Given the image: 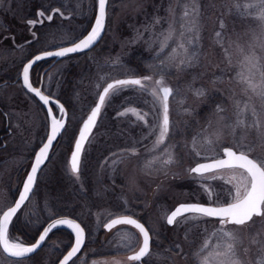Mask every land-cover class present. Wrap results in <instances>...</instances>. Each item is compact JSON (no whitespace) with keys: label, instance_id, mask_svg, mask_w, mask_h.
<instances>
[{"label":"rangeland","instance_id":"1","mask_svg":"<svg viewBox=\"0 0 264 264\" xmlns=\"http://www.w3.org/2000/svg\"><path fill=\"white\" fill-rule=\"evenodd\" d=\"M199 5V63L185 71H177L173 66L170 75L166 76L167 83L179 92L175 101L170 98V119L174 122L175 134L170 133L169 141L176 145L178 161L170 168L157 170L151 175L141 170L143 158L149 155L144 145L150 146L152 138L137 143L147 128L137 123L134 117H120L118 113L132 106L148 111L150 122L154 116L150 111L151 104H145L132 91L121 92L102 110L82 152L78 176L69 170L67 159L80 122L96 101V84L100 77L148 74L146 65L153 62L159 51L158 43L153 41L162 29L167 28V21L171 19L167 9L171 6L176 10L177 18L180 15L182 6L177 0H110L106 35L101 44L81 56L65 58L50 73L47 72L55 64L44 74L48 75L42 83L44 91L64 97L70 110L60 144L51 150L45 166L38 173L37 192L44 197L40 195L41 203L35 208L44 212L51 209L57 214L64 212L55 210L57 208L69 209L67 212L87 228V242L99 238V251L104 255L116 254L115 245L119 241L114 234L118 230L134 231L127 226H118L111 232H104L103 224L112 218L109 213L141 217L145 226L153 230L151 254L144 264H195L193 253L202 243V227L205 224L209 230L213 227L206 221L177 222L168 227L164 215L177 203H208L207 196L186 171L199 159L191 152V141L208 127L209 122L215 127L219 115L234 119L235 102L244 100L241 86L232 79L240 59L236 46L247 47L253 31L259 32V22L238 18L233 0H199ZM56 8L60 12L54 14L51 21L29 26V20L41 19L38 17L40 11L49 15ZM157 17L161 18L160 24H155ZM93 18L92 0H0V83L10 82L18 76L28 54L75 41L90 28ZM217 31L222 33L223 47L216 43ZM225 49L231 56V64ZM117 57L120 62L114 64ZM155 63L160 61L157 59ZM46 65L44 63V67ZM138 68L142 69L141 73ZM10 85L0 84V133L4 132L5 122L10 130L5 138L6 149L0 152V212L12 203L32 154L47 133L46 117L39 104L22 90L19 83ZM199 88L205 90L203 97L193 93V89ZM180 98H185L183 105L178 102ZM146 99L151 100L150 97ZM254 103L258 111H264L259 100L254 99ZM217 105L225 111L216 113ZM184 109H190V112L184 113ZM248 139L257 143L254 154L264 153L255 130H249ZM222 143L225 147L233 146L228 130H225ZM133 146L139 149L137 155L123 152ZM114 160L121 162L114 165ZM212 183L220 194L219 198L228 199L222 189L230 186L223 185L222 181ZM197 224L201 227H196ZM238 231L244 241L238 253L244 264H248L258 258L256 246L250 245L249 240L260 233V239L264 241V219L254 217L253 222ZM244 247L251 248L247 255ZM120 258L124 263V256L120 255ZM54 261V254L45 249L41 264H54ZM0 264H10L2 252Z\"/></svg>","mask_w":264,"mask_h":264},{"label":"snow or ice","instance_id":"2","mask_svg":"<svg viewBox=\"0 0 264 264\" xmlns=\"http://www.w3.org/2000/svg\"><path fill=\"white\" fill-rule=\"evenodd\" d=\"M177 3L182 6L179 17L177 18L176 10L170 6L167 11L171 19L167 21V28L162 29L153 41L158 43L159 51L153 62L146 65L149 70L148 74L141 76L134 73L131 76L125 75L124 78L100 77L96 84L97 101L91 108L90 114L83 120L82 127L79 128L78 137L74 142V151L71 153L70 169L74 175L79 174L81 154L102 110L109 101L124 91L135 92L138 94V99L145 104H151L150 111L154 116L150 122L148 111L132 106L125 107L118 113L120 117H134L137 123L147 128V132L137 143L142 144L143 140L152 138L150 146L144 145L149 155L143 158L141 170L151 175L157 170L170 168L178 162L176 145L169 141V136L170 133L175 134V125L170 119V98L175 101L179 92L167 83L166 76L170 75L173 66L177 71H185L199 63L201 30L198 22L199 0H177ZM97 4L98 14L94 17V24L90 31L73 41L70 47H60L56 51H44L23 65V88L37 97L45 106L50 103L56 104L60 116L57 118L53 114L52 107H48L50 131L46 136V142L35 153L34 163L23 181L18 199L14 200V206L10 205L6 211L0 212V252L10 258V264H28L29 254L40 249L49 235L61 226H66L72 231L74 243L63 255L60 264H70L85 244V229L74 219L57 218L53 210L48 211L50 222L30 246L10 238L9 226L25 201H29L37 173L48 160L54 141L62 131H66L65 108L53 100L50 95L44 94L40 88L33 86L30 80V70L37 61L50 57H67L72 53L92 49L105 30L106 7L109 5V0H97ZM233 8L238 18L253 19L259 22L257 26L259 32L253 31L252 40L247 47L239 44L236 46L240 59L235 66L236 72L232 79L241 86V95L244 100L235 102L234 119L219 115L215 127L209 122L207 128L192 138L191 152L199 159L196 160L195 166L186 171L189 178L195 180L207 196L208 203L180 204L164 215L166 224L169 226L177 222L187 223L188 221H206L213 224L211 230L206 224L202 227V243L193 253L195 264H244L238 253V249L244 243L238 230L253 222L254 217L264 219V153L254 154L257 143L248 139L249 130H255L259 144L264 146V111H258L254 103V99L259 100L261 109H264V0H233ZM56 12H60V9L56 8L49 15L40 11L38 17L41 19L29 20L28 24L34 27L37 23H43L45 19L51 21ZM60 14L63 15V13ZM160 23L161 18L157 17L155 24ZM220 27L224 28L223 21L220 22ZM215 37L216 43L223 47L222 33L217 31ZM166 49H168L167 52H165ZM161 53L165 55L161 56ZM225 53L231 64V56L227 49ZM157 59L160 61L159 64L155 63ZM119 62L118 57L113 61L114 64H119ZM193 93L197 97H203L205 90L203 88L193 89ZM147 97L151 100H147ZM178 102L183 105L185 98H180ZM183 111L189 113L190 109ZM215 111L219 114L225 109L217 105ZM225 130H228L232 136V147L223 146ZM123 152L135 156L139 153V149L133 146L124 149ZM123 152L120 154L121 157H123ZM120 162V160H114L112 163L115 165ZM213 181H222L223 185L230 186L222 189L228 199L219 198L220 194L216 191ZM109 216L114 218L104 223L103 227L107 231H112L121 225L135 230H118L114 234L119 241L115 245L116 255H125L128 264H140L145 257L151 254L153 230L146 227L132 214L109 213ZM195 226L201 227L199 224ZM260 235L256 233L249 240L250 245L256 246L258 258L254 261L250 260L248 264H264V241L260 239ZM185 238H187V232ZM175 247L180 248V245ZM243 250L247 255L251 248L244 247ZM113 264H123V262L114 259Z\"/></svg>","mask_w":264,"mask_h":264},{"label":"trees","instance_id":"3","mask_svg":"<svg viewBox=\"0 0 264 264\" xmlns=\"http://www.w3.org/2000/svg\"><path fill=\"white\" fill-rule=\"evenodd\" d=\"M30 56L31 55H28V57ZM78 56L79 55H74L70 57H78ZM61 61L62 60L55 63V65L48 71V73H50L53 69H55L57 65L61 63ZM43 65H44L43 63H37L33 67L32 75H31L32 82L37 83L39 81V75H35V73H37L40 69H42L44 67ZM138 71L139 73H141L142 69L138 68ZM58 99H60L63 102V104L66 106L67 110L69 111L70 108L68 101L61 96H58ZM57 184L59 185V180ZM38 187H39V181L34 190L33 196L15 216L9 227L10 238L16 239L18 241H22L26 244H30L32 241L35 240L42 226L49 220L48 211L51 209H48L46 212H44L43 210L39 211V208L37 210L35 208L37 205H40L41 203L40 200L43 196L41 195L42 193L37 192ZM64 207H68V206H64ZM55 210H60V211L63 210L64 212H67L69 209L57 208ZM54 214L58 215L57 213ZM42 215H43V220H41ZM71 241H72V237L68 231L63 229H58L53 231V233H51L47 238L43 247L35 255L29 257L28 264H41L43 251L47 248L50 249L51 253L54 254L56 260L61 254H63L69 248ZM99 249H100L99 238L95 239L94 242L88 243L86 241L82 251L79 253L77 257H75V259L70 264H91V260H90L91 257H95V258L99 257V253H100ZM5 259L10 261L9 258L5 257Z\"/></svg>","mask_w":264,"mask_h":264},{"label":"bare ground","instance_id":"4","mask_svg":"<svg viewBox=\"0 0 264 264\" xmlns=\"http://www.w3.org/2000/svg\"><path fill=\"white\" fill-rule=\"evenodd\" d=\"M34 2V1H33ZM92 2H94V0H92ZM107 23H108V16H107V18H106V26H107ZM106 26H105V30H104V33H103V36L101 37V39L99 40V42L97 43V45L99 46L100 44H101V42H102V40H103V38L105 37V35H106ZM90 29V28H89ZM89 29L87 30V31H89ZM82 37V36H81ZM78 38H80V37H78ZM77 40V39H76ZM71 43H73V42H71ZM71 43H69V44H71ZM68 44V45H69ZM58 47H62V46H58ZM58 47H56V48H58ZM38 53V52H37ZM36 54V53H35ZM29 55V54H28ZM28 55H27V58L22 62V64H21V66L20 67H22L23 66V64L27 61V59H28ZM30 58V57H29ZM63 59H65V57H63L62 58V60ZM44 60H50V63L53 61L52 59H43V60H41V61H39L38 63H45L44 62ZM50 63L48 64V63H46V64H48V65H46L45 66V68L46 67H48L49 65H50ZM55 63H57V62H55ZM54 63V64H55ZM53 64V65H54ZM20 65V63H18V66ZM52 65V66H53ZM44 66V65H43ZM44 68V69H45ZM51 68V67H50ZM50 68H48L47 70H49ZM21 69V68H20ZM32 69H33V67H32ZM32 69L30 70V74H31V72H32ZM44 69H43V71H44ZM47 70L43 73V76H42V79L43 80H41L42 81V83H44L45 82V76H48V75H44L46 72H47ZM48 73V72H47ZM139 73V72H138ZM19 74H20V71H19ZM18 77H19V75L15 78V79H13V80H11L10 82H8L7 81V84L8 85H10V87L13 85V84H16V83H19V85L21 86V88H22V90L25 92V93H27L28 95H30L33 99H34V101L35 102H37V104H39V107L41 108V111L44 113V115H45V117H46V121H47V130H48V119H47V115H46V112H45V110H44V108H43V106L29 93V92H27V90H25L24 88H23V86L21 85V83H20V81H19V79H18ZM40 77H41V75H40V73H39V81L37 82V83H34V82H32L33 83V86L34 87H37V86H39L40 85ZM117 78H124V77H117ZM30 80H31V75H30ZM32 81V80H31ZM42 83H41V87H42ZM42 90V89H41ZM45 94H47V95H50L52 98H54V99H56V100H58L59 102H61L62 104H63V102L60 100V99H58V95H53V93H51V92H46ZM64 105V104H63ZM93 106V105H92ZM51 107H52V109H53V112H54V114L57 116V114H58V110H57V107L55 106V105H53V104H51ZM64 107H65V109H66V112H67V119H68V110H67V108H66V106L64 105ZM92 108V107H91ZM90 108V109H91ZM89 109V110H90ZM138 109V108H137ZM89 112V111H88ZM87 112V113H88ZM87 113H86V115H87ZM85 115V116H86ZM5 116V115H4ZM85 118V117H84ZM84 118L81 120V122H80V124H79V126L81 125V123H82V121L84 120ZM66 124H67V120H66ZM79 126H78V128H79ZM96 126H97V123H96ZM96 126L94 127V129H93V131L95 130V128H96ZM93 131H92V133H93ZM63 132L64 131H62V133H61V135L63 134ZM10 133V130H8L7 129V122H5V126H4V132H1L0 133V152L1 151H4L5 149H6V141H5V138L8 136V134ZM47 134V133H46ZM58 136L57 137V140L55 141V143H54V146H53V148L52 149H54L56 146H57V144L59 145L60 144V140H62L61 138H62V136ZM45 137H46V135H45ZM74 140H75V138H74ZM74 140L72 141V145H71V149H70V152H71V150H72V146H73V143H74ZM86 145V144H85ZM70 152H69V154H70ZM68 159H69V155H68ZM67 159V160H68ZM68 162V161H67ZM31 164V163H30ZM30 166V165H29ZM45 166V164L43 165V167ZM43 167H42V169H43ZM68 167H69V165H68ZM28 169H29V167L26 169V171H25V174H24V176H23V178H22V181H21V183H20V186H19V189L17 190V192H16V194H15V196H14V198H13V200H12V203L10 204V205H12L13 203H14V200L18 197V193H19V191H20V188H21V186H22V183H23V181H24V179H25V177H26V175H27V173H28ZM69 170H70V168H69ZM71 171V170H70ZM72 173V172H71ZM73 174V173H72ZM71 175V174H70ZM72 177H73V175H71ZM38 176H37V179H36V183H35V186H34V189H33V191H32V193L30 194V196H29V199L33 196V193H34V190H35V188H36V186H37V184H38ZM67 182H69V180L67 179ZM44 197V195L42 196V198ZM28 201H25V204L22 206V208L26 205V203H27ZM177 204H179V203H177ZM176 204V205H177ZM9 207V206H8ZM8 207H6V208H4L3 209V211L4 210H6ZM21 208V209H22ZM20 209V210H21ZM172 210V209H171ZM170 210V211H171ZM72 211L75 213V209H72ZM169 211V212H170ZM19 213V212H18ZM17 213V214H18ZM71 213H68V212H62V214H58V215H56L57 217H71V218H73V219H75V220H77L80 224H81V226H82V228H84L85 229V235H86V239H85V243H86V241H87V233H88V231H87V228H85V226H84V224L81 222V220H79V219H77V218H75L73 215H70ZM135 218H138V220L140 221V222H142V223H144L143 222V219L141 218V217H136V216H134ZM112 218H114V217H112ZM111 219V218H110ZM49 221V220H48ZM47 221V222H48ZM108 221V220H107ZM106 221V222H107ZM47 222L42 226V228H41V230L43 229V227L47 224ZM105 222V223H106ZM164 222H165V224H166V220L164 219ZM104 225V224H103ZM121 226H123V225H121ZM166 226H168L169 227V225H167L166 224ZM172 226V225H171ZM126 227V226H125ZM127 227H129V226H127ZM58 229H63V230H66V231H68L70 234H71V237H72V241H73V235H72V233L68 230V228H65V227H59ZM58 229H56V230H58ZM40 230V231H41ZM102 230H103V226H102ZM114 230V229H113ZM112 230V231H113ZM40 231H39V233H40ZM55 231V230H54ZM105 232V231H104ZM108 232H111V231H108ZM38 233V234H39ZM36 238H37V236H36ZM35 238V239H36ZM47 240V239H46ZM35 241V240H34ZM34 241H32L30 244H32ZM72 241H71V243H72ZM46 242V241H45ZM90 241H89V239H88V243H89ZM26 244V243H25ZM30 244H26V245H30ZM44 245V244H43ZM43 245H42V247H43ZM71 245V244H70ZM85 245V244H84ZM41 247V248H42ZM70 247V246H69ZM40 248V249H41ZM39 249V250H40ZM68 250V249H67ZM66 250V251H67ZM105 250V249H104ZM65 251V252H66ZM38 252V251H37ZM36 252V253H37ZM64 252V253H65ZM35 253V254H36ZM63 253V254H64ZM34 254V255H35ZM63 254H61L56 260H55V264L59 261V259L63 256ZM33 256V255H32ZM32 256H30V257H32ZM124 256V263L123 264H128V261H127V259H126V256L125 255H123ZM6 257V256H5ZM7 258V257H6ZM102 258V259H101ZM147 257H145L144 258V262H145V259H146ZM75 258H73V260H74ZM100 260V261H98L97 263L95 262V264H104V262H107V264L109 263V264H113V260L115 259V260H119V261H121V259L122 258H120V255H116V254H114V253H112V255L111 254H108V255H104L101 251H100V253H99V257H91L90 258V260L91 261H95V260ZM126 261V262H125ZM72 261H70V263H71ZM92 264V263H91Z\"/></svg>","mask_w":264,"mask_h":264},{"label":"water","instance_id":"5","mask_svg":"<svg viewBox=\"0 0 264 264\" xmlns=\"http://www.w3.org/2000/svg\"><path fill=\"white\" fill-rule=\"evenodd\" d=\"M106 10H107V7H106ZM96 14H98V4H97V0H96V9H95V15ZM95 17V16H94ZM94 24V20H93V22H92V25ZM91 25V26H92ZM105 26H106V21H105ZM91 28V27H90ZM89 31H90V29H89ZM104 33V32H103ZM103 33H102V35H101V37L103 36ZM101 39V38H100ZM99 39V40H100ZM99 40L97 41V43L99 42ZM72 45V43L71 44H69V45H65V46H62V47H70ZM95 46V45H94ZM93 46V47H94ZM59 48L60 47H58V48H54V49H50V50H46V51H56V50H59ZM90 50V49H89ZM85 51H88V50H85ZM84 51V52H85ZM44 51H42V52H39V53H36V54H34L33 56H31L23 65H25L26 63H28V62H30V60H32V59H34V57L36 56V55H40V54H42ZM79 53H81V52H79ZM79 53H72V54H70V55H75V54H79ZM69 55V56H70ZM63 58V57H62ZM62 58H56V57H50V58H46V59H52L53 61L50 63V65L48 66V67H46L45 69H44V71H43V73L48 69V68H50L55 62H57V61H59L60 59H62ZM41 61V60H40ZM37 62H39V61H37ZM36 62V63H37ZM35 63V64H36ZM34 64V65H35ZM33 65V66H34ZM22 68H23V66L21 67V70H20V74H19V77H18V79H19V81H20V83H21V85H22ZM43 73L41 74V77H40V85L39 86H37V88H40L41 89V80H42V76H43ZM25 89V88H24ZM25 90H27V89H25ZM42 91V90H41ZM28 92V91H27ZM43 92V91H42ZM42 106H43V108H44V110H45V112H46V115H47V110H48V107H51V104H53V103H50L48 106H45V105H43V103L41 102V101H39V99L37 98V97H35L32 93H30ZM45 94V93H44ZM47 95V94H46ZM52 98V97H51ZM98 98V97H97ZM97 98H96V101H97ZM53 100H55V101H57L58 102V104H60V105H63L61 102H59L58 100H56V99H54V98H52ZM96 101H95V103H96ZM95 103H94V105L92 106V107H94L95 106ZM53 105H55L56 106V104H53ZM57 107V106H56ZM63 107H64V105H63ZM65 108V107H64ZM57 110H58V108H57ZM91 110V109H90ZM90 110H89V112L87 113V115L88 114H90ZM65 111H66V109H65ZM58 112V114H57V118H59V116H60V113H59V110L57 111ZM67 113V112H66ZM53 114H54V112H53ZM55 115V114H54ZM87 115L85 116V118H84V120L87 118ZM47 119H48V130H47V134L49 133V131H50V118L47 116ZM66 120H67V115H66ZM83 122V121H82ZM80 127H82V123H81V125L79 126V128ZM79 128H78V130H77V133H76V136H75V138H77L78 137V131H79ZM47 134H46V136H47ZM46 142V137H45V139H44V141L41 143V145L36 149V151L34 152V155H33V157H32V160H31V164H30V166H29V169H28V173L27 174H29L30 173V170H31V165L34 163V158H35V153L36 152H38L39 151V148L40 147H42V145H43V143H45ZM74 142H75V140H74ZM54 143H55V141H54ZM54 146V145H53ZM51 150L52 149H50V151H49V155H50V153H51ZM72 151H74V143H73V146H72V150H71V152H70V154H69V159H68V165H69V168H70V158H71V153H72ZM82 155V154H81ZM81 160V159H80ZM47 162V160L45 161V163ZM44 163V164H45ZM43 164V165H44ZM43 165L41 166V168L43 167ZM193 166H195V164L193 165ZM192 166V167H193ZM71 170V169H70ZM39 173V172H38ZM38 173H37V176H38ZM27 176V175H26ZM25 179H26V177H25ZM24 179V180H25ZM36 183V182H35ZM23 184V183H22ZM34 186H35V184H34ZM33 189H34V187H33ZM20 191H22V186H21V188H20ZM31 194V193H30ZM16 199H18V197L16 198ZM184 203H196V202H183V203H179V204H177L176 206H178V205H180V204H184ZM202 204H204V203H202ZM11 206H14V203L11 205ZM175 206V207H176ZM174 207V208H175ZM174 208L172 209V210H174ZM7 210V209H6ZM6 210H4V211H6ZM14 218V217H13ZM57 218H69V219H73V218H71V217H57ZM75 220V219H74ZM110 220V219H109ZM108 220V221H109ZM107 221V222H108ZM50 221H48L47 223H49ZM75 222H77V223H79L77 220H75ZM142 223V222H141ZM80 224V223H79ZM47 225V224H46ZM45 225V226H46ZM81 225V224H80ZM44 226V227H45ZM43 227V228H44ZM61 227H65V228H67L66 226H61ZM82 227V226H81ZM103 229L106 231V232H108L104 227H103ZM43 230V229H42ZM42 230L40 231V233L42 232ZM71 233H72V231L70 230V229H68ZM134 230V229H133ZM135 231V230H134ZM39 233V234H40ZM39 234L37 235V238L35 239V241L38 239V236H39ZM72 235H73V241H72V243H71V245L74 243V234L72 233ZM34 241V242H35ZM33 242V243H34ZM31 245V244H30ZM29 245V246H30ZM70 245V246H71ZM41 247H42V245H41ZM83 248V247H82ZM68 250H70V247L68 248ZM67 250V251H68ZM82 250V249H81ZM37 251H39V249H37ZM36 251V252H37ZM67 251L63 254V255H65L66 253H67ZM35 252V253H36ZM35 253H32V254H29V257L30 256H32V255H34ZM79 254V253H78ZM5 256H6V254H4ZM63 259V256L59 259V261L56 263V264H60V262H61V260Z\"/></svg>","mask_w":264,"mask_h":264},{"label":"flooded vegetation","instance_id":"6","mask_svg":"<svg viewBox=\"0 0 264 264\" xmlns=\"http://www.w3.org/2000/svg\"><path fill=\"white\" fill-rule=\"evenodd\" d=\"M40 10H41V9H40ZM52 12H53V11H51L49 14H52ZM55 14L57 15V14H59V12H56ZM45 21H48V20L45 19ZM39 24H40V23H39ZM87 30H88V29H87ZM87 30H85V32H83L81 36L85 35V33L87 32ZM81 36H80V37H81ZM95 48H96V47H95ZM95 48H94V49H95ZM86 53H88V52H86ZM44 62L49 64V63H50V60H44ZM48 64H47V65H48ZM44 68H45V67H43L42 70L40 71V75L42 74ZM18 75H19V74H18ZM30 75H32V72H31ZM3 82L7 83V81H3ZM140 264H144V261H141Z\"/></svg>","mask_w":264,"mask_h":264}]
</instances>
